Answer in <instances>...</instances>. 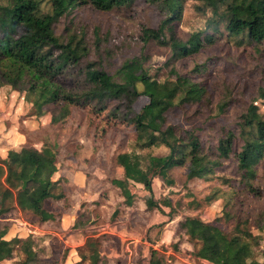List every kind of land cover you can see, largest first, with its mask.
Here are the masks:
<instances>
[{
  "label": "trees",
  "instance_id": "trees-1",
  "mask_svg": "<svg viewBox=\"0 0 264 264\" xmlns=\"http://www.w3.org/2000/svg\"><path fill=\"white\" fill-rule=\"evenodd\" d=\"M135 1L51 0L48 11L43 9L42 0H6L0 4V86L8 85L25 94L26 101L30 102L32 98L28 94L39 96L48 89L44 81L48 80L57 85H52V93L43 92L41 99L50 95L68 106H80L104 91L113 95L118 106L129 107L139 96H146L147 102L138 113H134L137 136L131 148L114 156V162L124 169V174L110 182L127 206L132 205L135 198L131 181L141 183L152 193L153 177H163L171 165L185 167L187 178L191 179L213 173L231 153L237 161L239 177L236 180L246 191L261 194L264 176L250 168L264 158V111L256 101L245 99L243 92L248 84L253 85L260 102H264L262 77H258L257 82L248 80L252 71L264 70L260 67L264 61V0H142L147 5L162 6L169 12L155 26H144L138 34L143 50L147 44L153 43L169 47L170 55L165 65L169 67L172 79L163 81L145 69L147 55L143 52L126 59L113 72L105 69L102 54L112 59L113 50L105 48L100 51L98 45L88 43L84 28L71 25L76 13L87 5L110 10L115 5ZM185 2L191 3L192 10L204 19V23L179 35L174 21L181 20ZM61 17L68 18L69 23L58 32L57 20ZM225 43L237 47L250 45L259 60L245 71L244 80L229 78L226 74L210 80L220 59L227 58L231 62ZM187 60L191 61L190 68L180 69L178 64ZM216 91L218 98L215 97ZM33 100L37 101L36 98ZM36 106L39 108L37 113H42L41 106ZM172 112H181L190 127L170 122L168 116ZM143 113L150 114L158 126L142 119ZM219 116L224 120L221 125L216 121ZM66 117L65 111H54L50 123ZM193 117L197 119L195 124ZM219 128L221 133L213 134L216 144L212 148L211 142L208 144L203 137L206 132H216ZM54 147L45 144L37 149L22 145L9 149L4 157H0V214L16 209L40 223L59 221L60 214L45 206L49 199L64 198L62 191H57L60 178L52 179L56 170L57 151ZM154 147L166 148L167 153H153ZM97 150L98 145L93 147L94 152ZM32 171L34 175L29 179ZM221 178L222 183L232 186L234 179ZM25 180L27 184L23 188ZM217 198L225 199L219 187L213 189L206 200ZM227 198L230 199L231 195ZM191 200L195 206L199 205ZM163 202L170 203L169 199ZM145 203L149 209L159 207L152 195ZM225 213L229 219V213ZM83 215H78L72 228L85 233L89 228L88 220L82 221ZM235 220L230 235L193 216H184L179 227L198 239L199 247L194 252L197 258L213 264H262L256 258L260 238L247 228V219L238 217ZM256 222L259 231L264 232V210L258 213ZM10 227V223L0 222V264L11 257L16 248L24 256L21 264H49L38 255L32 234L20 236L17 231L19 233L7 238ZM85 244L92 248L90 264H106L101 261L93 241L87 239ZM261 254L264 256V247ZM170 259L171 256L164 251L151 248V264H168Z\"/></svg>",
  "mask_w": 264,
  "mask_h": 264
},
{
  "label": "rangeland",
  "instance_id": "rangeland-1",
  "mask_svg": "<svg viewBox=\"0 0 264 264\" xmlns=\"http://www.w3.org/2000/svg\"><path fill=\"white\" fill-rule=\"evenodd\" d=\"M26 1L29 0H20ZM4 3L6 0H0V4ZM42 7L50 11L51 0H42ZM168 13L164 7L147 5L142 0L132 4L115 5L110 10H98L87 5L76 13L71 25L84 28L88 43L98 45L100 51L105 48L113 50L112 59L102 54L105 69L113 72L126 59L139 56L143 52L147 55L145 69L150 75L163 81L172 79L169 67L165 65L170 55L169 47L153 43L147 44L143 50L138 34L144 26H155L159 19ZM68 20L64 17L57 20L58 32L69 23ZM203 23L204 19L192 10L191 3L185 2L182 18L174 21V26L179 35H184L203 26ZM220 41L224 42V39ZM224 48L228 51L227 57L231 62L227 58L220 59L216 64L218 67L211 73L210 80L221 74L244 80L245 71L259 63L250 45L237 47L225 43ZM178 66L180 69H188L191 61L187 60ZM260 67L264 68V61ZM249 77V81L257 82L258 77H262L261 81H264V70L260 71L258 68L252 71ZM44 81L50 88L43 92H53L52 85L57 84ZM43 92L28 102L24 98L25 94L13 90L8 85L0 86V149L11 146L6 140L8 131L12 129L15 134L24 135L21 138L24 142L20 145L41 149L45 144H49L55 146L56 157L58 154L63 157L74 154L75 162L70 163V167L73 168L71 172L75 173L72 180L61 181L59 184L57 191H62L64 198L49 199L45 203L49 210L60 214L58 222L40 223L29 214L11 209L0 214L1 223H10V230L13 229L11 235L17 231L23 233V228L28 232L27 229L33 230L37 227L39 234L29 233L35 237L38 255L49 264H90L89 255L92 248L85 244L87 239L95 243L101 261L106 264H148L151 248L170 255V264H203L194 256L199 247L198 239L189 236L185 229L180 228L179 221L184 216L198 217L216 225L224 234L230 235L235 219L240 217L248 220L247 228L260 238L256 258L264 264V256L261 254L264 232L259 231L256 222L258 213L264 210V190L255 195L243 189V185L236 180L239 172L234 153L222 160V165L213 173L200 174L191 179L187 178L185 167L171 165L163 177H153L152 193L140 183H134L135 198L132 205L127 206L118 189L110 182L112 178L124 173V169L114 162V156L131 148L137 136L134 113L140 111L147 102V97L139 96L129 107L118 106L113 95L104 91L80 106H68L59 99H52L50 95L42 100ZM257 94L254 86L250 87V84L243 92L245 99L256 101L260 110L264 111V102H260ZM218 95L216 91L215 97L218 98ZM35 98L37 101L33 100ZM38 101H42L44 105ZM36 105L41 106L42 113H37L39 108ZM61 107L68 109L65 120L50 123L51 113ZM141 118L153 126H158V122L150 114L143 113ZM192 119L195 124L197 119ZM168 120L190 127L181 112L170 113ZM216 121L219 125L224 122L222 116L217 117ZM220 133L221 128L216 132H206L203 139H206L208 144L211 142L214 148L216 137H213V134ZM97 145L99 149L95 153L93 147ZM100 150L105 156L102 160H96ZM152 151L156 154L167 153V149L163 147H154ZM1 153L4 151H0V155ZM250 170H256L264 176V158ZM56 175L54 174L53 178L57 177ZM222 176L234 179L232 186L222 183ZM218 187L224 192L225 199L207 201L206 198L212 190ZM150 195L158 202V208L147 207L145 201ZM230 195L231 198L228 199ZM11 198L13 196H10ZM164 199H169V205L163 202ZM191 199L199 205L195 206ZM226 200L229 202L226 203ZM225 212L229 213V219H226ZM64 213H67L66 217L62 216ZM81 213L84 214L82 221L88 220L86 223L89 229L85 233L72 228ZM23 259V254L16 248L3 264H21Z\"/></svg>",
  "mask_w": 264,
  "mask_h": 264
},
{
  "label": "crops",
  "instance_id": "crops-1",
  "mask_svg": "<svg viewBox=\"0 0 264 264\" xmlns=\"http://www.w3.org/2000/svg\"><path fill=\"white\" fill-rule=\"evenodd\" d=\"M28 97L31 99L32 98V96H30L29 94H28ZM24 98H25V95H24ZM39 102V101H38ZM43 104V103H42ZM44 105V104H43ZM57 111H65L66 113H68V109H65V108H63V107H61V109H59V110H57ZM1 125V124H0ZM7 135H8V138H7V144H11V146H9L8 148H6V149H0V151H4V153H1V155H0V157H4L5 155H6V153H7V151L9 150V149H11V148H17L16 146L17 145H20L21 143H23L24 142V140L23 139H21L24 135H22V134H15L14 133V131L11 129L10 131H8V133H7ZM22 145H20L19 147H21ZM18 147V148H19ZM99 149V148H98ZM98 151V150H97ZM96 151V152H97ZM95 152V153H96ZM99 154H98V156H97V158H96V160H102L103 159V157L105 156V153L102 151V150H100L99 152H98ZM58 157H56L55 158V166H56V170H55V172L53 173V175L54 174H57L56 176L57 177H55V178H53V175H52V179L53 180H56V179H59L60 178V181H59V184L60 183H62L61 181H68V180H72V176H73V173H75V172H71L72 171V167H70V163H72V162H75V157H74V155L72 154V155H70V156H68L67 155V157L66 156H62V155H60V154H58L57 155ZM58 159H59V161H58ZM119 166V165H118ZM120 167V166H119ZM122 168V167H121ZM123 169V168H122ZM124 174V173H123ZM123 176V175H122ZM120 177V176H119ZM132 183H133V185H134V183H139V182H133V181H131ZM141 184V183H140ZM142 185V184H141ZM143 186V185H142ZM135 188V187H134ZM134 190V189H133ZM66 215H67V213H64V214H62V216L63 217H66ZM76 216V215H75ZM23 225V224H22ZM38 228L36 227L35 229H33V230H29V229H27L28 230V232L26 231V228H23V233H20V236H25L26 234H28L29 232H32V233H34V234H39V233H37V230ZM12 230L13 229H11V230H9L10 231V235L8 236V234H7V238H9V237H11V236H13V235H11L12 234ZM19 230V229H18ZM19 232H21V231H19ZM9 233V232H8ZM15 234V233H14ZM35 236H37V235H35ZM151 250V249H150ZM198 260H200L203 264H213V263H211V262H209V261H207L206 259H202V258H198ZM169 262H168V264H170V262L172 261V259H170V260H168ZM148 264H151V262H150V254H149V258H148V262H147Z\"/></svg>",
  "mask_w": 264,
  "mask_h": 264
},
{
  "label": "water",
  "instance_id": "water-1",
  "mask_svg": "<svg viewBox=\"0 0 264 264\" xmlns=\"http://www.w3.org/2000/svg\"><path fill=\"white\" fill-rule=\"evenodd\" d=\"M33 175H34V171H32V172L29 174V179H31V178L33 177ZM26 184H27V181L25 180V181L23 182L22 187L25 188V187H26Z\"/></svg>",
  "mask_w": 264,
  "mask_h": 264
}]
</instances>
